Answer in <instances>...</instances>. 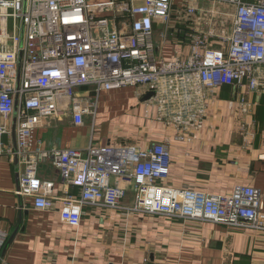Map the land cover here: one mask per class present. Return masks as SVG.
I'll list each match as a JSON object with an SVG mask.
<instances>
[{"label":"built area","instance_id":"2783aa9c","mask_svg":"<svg viewBox=\"0 0 264 264\" xmlns=\"http://www.w3.org/2000/svg\"><path fill=\"white\" fill-rule=\"evenodd\" d=\"M90 1L0 0V154H16L22 165L17 194L32 197L36 208L51 209L53 184L38 179L36 168L53 159L61 179L79 188L60 203V219L69 226H79L85 208L101 207L245 225L264 234L260 190L237 185L229 194L210 195L172 188L164 183L171 166L164 144L141 150L90 143L85 151H45L35 137L47 118L69 115L82 124L95 113L94 98L126 86L171 94L179 103L172 116L179 127L201 128L210 97L223 87L235 88L236 103L248 112L254 106L248 96L264 92V0H208L234 9L229 33L218 36L222 48L211 46L212 35L190 33L188 55L172 62L157 58L152 38L154 21H170L172 0ZM184 12L191 16L195 8L188 5ZM112 177L132 184L129 206L122 205L125 185H111ZM7 240L0 230V251Z\"/></svg>","mask_w":264,"mask_h":264},{"label":"crops","instance_id":"0c3cea01","mask_svg":"<svg viewBox=\"0 0 264 264\" xmlns=\"http://www.w3.org/2000/svg\"><path fill=\"white\" fill-rule=\"evenodd\" d=\"M188 5L195 8L191 16L184 12ZM233 12L218 1L172 0L170 21L153 22L152 38L160 58L165 62L186 58L190 33L212 35L211 46L222 48L218 36L229 33ZM12 24L8 22V27ZM139 89L103 91L94 98L95 113L85 116L82 124L76 125L69 115L47 118L35 137L45 151H85L90 143L112 145L117 135L121 144L141 150L161 143L171 156L166 185L210 195L250 185L261 191L264 208V92L249 95L254 106L243 113L235 88L218 89L205 108L203 125L194 129L174 124L179 103L171 94L153 93L142 100L146 94H138ZM4 142L8 148L10 141ZM11 146L14 151L13 142ZM21 170L16 154L6 150L0 154V230L8 233L0 264H264V234L245 225L91 207L83 210L78 227L69 226L60 219V203L77 196L79 188L61 179L53 159L41 162L36 177L53 184L49 196L53 207L39 209L32 197L17 194ZM110 183L125 185L122 205L129 206L132 184L113 177Z\"/></svg>","mask_w":264,"mask_h":264},{"label":"rangeland","instance_id":"374dc122","mask_svg":"<svg viewBox=\"0 0 264 264\" xmlns=\"http://www.w3.org/2000/svg\"><path fill=\"white\" fill-rule=\"evenodd\" d=\"M106 1H109V0H91L90 3H98V2H106ZM9 45L11 44V41L9 40L8 41ZM157 58H160V56H157ZM141 89V90H140ZM139 90H137V93L139 94L140 92H142V88H140ZM80 94H83V92H80L78 95ZM117 139L115 138V141L112 143L113 146H119V145H123L121 144V136H116ZM129 190L131 191L132 190V185L130 186Z\"/></svg>","mask_w":264,"mask_h":264},{"label":"water","instance_id":"95a60500","mask_svg":"<svg viewBox=\"0 0 264 264\" xmlns=\"http://www.w3.org/2000/svg\"><path fill=\"white\" fill-rule=\"evenodd\" d=\"M152 95H153V93H147L142 100H146V99L150 98ZM15 114H16V111L14 112V119H13V124H12V142H13L14 151L16 150L15 134H14Z\"/></svg>","mask_w":264,"mask_h":264}]
</instances>
